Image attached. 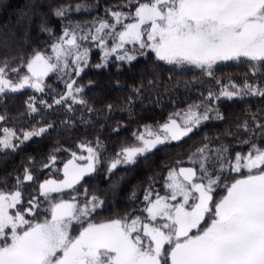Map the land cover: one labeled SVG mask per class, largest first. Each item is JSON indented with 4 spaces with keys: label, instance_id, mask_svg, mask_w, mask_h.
Wrapping results in <instances>:
<instances>
[{
    "label": "snow or ice",
    "instance_id": "6c2138e0",
    "mask_svg": "<svg viewBox=\"0 0 264 264\" xmlns=\"http://www.w3.org/2000/svg\"><path fill=\"white\" fill-rule=\"evenodd\" d=\"M44 7L43 2L27 0L17 10L29 27L33 17L40 16V32L52 37L44 48L27 52V32L22 39L14 33L0 38V95L32 89L21 116L40 117L34 123L30 119L28 128H17L15 123L0 127V154L22 151L26 142L35 138L42 142L52 131L63 135L59 129L94 127L101 119L110 120L117 107L131 120L145 90L149 95L155 90L159 96L158 62L173 70L191 66L215 85L209 83L206 96L201 93L199 101L169 112L162 120L137 123L131 142L122 140L111 156H105L108 147L101 133L88 139L92 133L86 131L75 148L87 155H78L71 147H53L47 154L38 152V168L36 156L29 154L22 172L18 168L14 176L0 177V264H264V110L246 108L236 125L237 133L248 134L236 138L247 152L233 153L231 145L219 142L224 136L205 133L187 161L177 159L153 171L142 188V199L133 187L127 201L134 207L95 219L108 207L109 198L113 207L118 202L117 189L124 180L123 175H115L120 166L135 168L143 161L145 168H151L161 149L170 154L206 122H222L225 117L216 106L222 97L264 100V0H126L106 7L102 16L85 25L62 23L58 36L48 27V17L63 21L73 6L59 3L48 13L40 11ZM91 7L76 4L75 11ZM89 42L101 51L98 69L108 67L113 55L118 71L121 63L131 64L138 56L154 57L138 70L141 79L118 104L109 101L97 109L85 98L84 86H77L74 77L90 63L89 48L83 46ZM221 61L248 63L251 75L246 73L242 83L232 78L225 83L214 75V66ZM50 74L64 83L62 92L46 82ZM145 76L152 78L145 82ZM156 107L163 108L159 99ZM54 109L64 110L59 124L48 119ZM0 123L7 125V112L0 114ZM126 127L118 122L111 131L118 136ZM60 152L71 156L62 169L55 167ZM185 163L191 166H182ZM105 164L108 187H93L90 195L85 187L79 193L78 186ZM50 169L25 206V188L37 185L38 176ZM59 172L63 179H53L52 174ZM161 179L163 195L156 187ZM65 190L77 194L64 199Z\"/></svg>",
    "mask_w": 264,
    "mask_h": 264
},
{
    "label": "trees",
    "instance_id": "16d2710c",
    "mask_svg": "<svg viewBox=\"0 0 264 264\" xmlns=\"http://www.w3.org/2000/svg\"><path fill=\"white\" fill-rule=\"evenodd\" d=\"M27 0H0V38L9 37L14 33L18 39L24 37L25 32H27V39L29 44L27 46V52H31L32 48H44L46 43H50L52 37L46 33H42L39 30V25L41 23V18L39 15L33 17L30 27L28 26L27 20H21L19 17L18 9H20ZM36 3L43 2L46 7L40 9L41 12L48 13L50 8L56 7L59 3L71 4L73 6V12L68 14V18L61 21L55 16L48 17V27L55 30V34L58 36L61 33V24L65 26L71 21L73 24L80 23L85 25L86 22L92 21L93 17L102 16L104 14V9L110 7L114 4L126 2V0H34ZM76 4H87L92 6L90 9H81L80 12L75 11ZM0 55H3V50H0ZM101 51L99 47L90 45L88 59L90 63L84 67L83 72L79 77H74L77 81V86H84L85 88V98L89 99L90 102H94L97 109H101L104 103L109 101L113 103H119L120 98L129 95V89L137 84L141 79L138 70L145 66L147 60H151L154 57L138 56L137 61H133L131 64L121 63L119 71L116 67L115 56L110 57L108 61V67L96 68L95 65L100 63ZM160 64V69L157 71L160 73L158 77V93L157 91H152L149 95L148 91L145 90V96L143 101H137V106L135 109L134 117L129 118L126 111L121 110L117 107L110 120L105 121L101 119L100 123L93 126L77 127L75 130L64 131L63 135H58L57 131L50 132L45 139L41 142L38 138H35L31 143H27L22 151L17 153H10L8 155L0 154V177H4L8 173H12L13 176L16 174L19 168L22 172L21 165L26 161L29 154L35 155L37 158V165L39 167L40 156L38 152H44L47 154L48 150L53 147L69 148L77 151L78 155H87L86 152L81 153L75 148V144L78 139H80L86 131L92 133L88 136V139H94V134L99 131L101 133V138L104 140L108 147V152L105 156H111L116 150L119 143L128 139L131 142L132 130L136 128L137 123H151L156 120H162L166 117L169 112L175 111L177 108H183L186 104L197 102L201 99V93L205 96L207 95L209 83L215 85V81H209V79L203 76L199 70L192 69L191 67H185L189 70H181L179 68L173 70L170 65H164L163 62H158ZM151 68L152 65L148 64ZM250 65L248 63H237L236 61H227L218 63L214 66V75L217 78L222 79L227 83L228 78H232L234 82L242 83V78L245 74L251 75ZM264 70V69H261ZM51 78H46V82L55 89L57 93L64 90V83L58 80L57 75L50 74ZM171 77V79H169ZM151 76H145V82L151 79ZM93 81V85H89V81ZM117 81L120 85H117ZM191 82V83H188ZM203 82V84L201 83ZM186 83L188 86L186 87ZM155 87V86H154ZM108 89V90H106ZM165 89L168 91L166 92ZM216 91L219 92V87H216ZM34 94L33 90L26 88L20 90L16 93H8L6 95H0V114L7 112L8 123L7 125L0 123V127L5 126H15L17 128H28L30 127L29 120L34 123L39 120L40 117L36 116L29 118L27 116H21V113L26 112L25 101ZM39 95V94H36ZM48 99L51 103V99L48 97H41ZM159 99L160 104L163 106L161 108L156 107V101ZM175 100V106H173L172 101ZM216 106L220 109L221 113L224 115L225 119L221 122L218 120L206 122V127H204L196 136L191 139L186 140L185 144L181 149H172L170 154H166V150L161 149L157 153L155 163L151 168H145L143 161L135 168H126L120 166L119 170L116 172V177L124 176V180L121 182L117 189L118 202L116 206L113 207V201L109 198L108 207L104 211H98L96 213L95 219L99 220L101 217H106L111 211L125 210L127 208H132L135 205L127 201V197L131 194L133 187H137L138 196L142 199L144 193L142 188L147 185L148 177L153 174V171H158L164 164H171L177 159H182L187 161L188 153L193 151L199 146L201 138L207 133L209 136L215 137L217 135L224 136L222 142L227 145L232 146L233 153L235 151L247 152V147H241L236 143V138L245 139L248 134L243 131L237 133L236 125L244 119L245 109L249 108L252 112H257V110H264V100L260 97H246L244 100L234 97L233 100H228L227 98H221L217 102ZM43 112V110H41ZM55 113V114H53ZM53 113L48 114L49 120H55L59 124L61 119L65 118L63 109H54ZM79 117V109H77V119ZM95 114L93 119H95ZM127 125L126 128L122 129L117 136L112 133V128L116 126L117 123ZM103 125V127H101ZM231 131L233 137H226L225 133ZM59 141L57 144L56 142ZM39 142V148L37 143ZM218 142V143H219ZM70 153L60 152L58 154V163L56 168L62 169L63 163L70 159ZM46 162V160L44 161ZM184 167H190V164L185 163L182 165ZM106 171V164L99 169V171L92 177L86 179L83 183L78 186V192L83 193L85 187H89V195L91 194V188L97 187L101 190L108 187L105 180L104 173ZM166 169L164 173L166 174ZM52 172V170H45L42 174L38 176L37 185L29 184L24 190L25 206L26 201L30 198V194H33V188L38 190V182L47 178ZM63 173L52 174L53 179H62ZM12 181H9L11 185ZM163 180L161 179L157 183L156 187L161 190V195H163ZM66 195L64 199H69L72 195H76V192L71 190H65ZM78 231V229H77Z\"/></svg>",
    "mask_w": 264,
    "mask_h": 264
},
{
    "label": "rangeland",
    "instance_id": "374dc122",
    "mask_svg": "<svg viewBox=\"0 0 264 264\" xmlns=\"http://www.w3.org/2000/svg\"><path fill=\"white\" fill-rule=\"evenodd\" d=\"M90 45H92V44L89 42V43H85L83 46L89 48ZM93 47H95V46H93ZM129 47H131V45H129ZM113 56H115V55H113ZM222 62H227V61L217 62V64H218V63H222ZM185 67H191V66H185ZM22 90H23V89H22ZM106 90H108V89H106ZM19 91H20V90H19ZM62 179H63V177H62ZM74 234H75V233H74Z\"/></svg>",
    "mask_w": 264,
    "mask_h": 264
}]
</instances>
